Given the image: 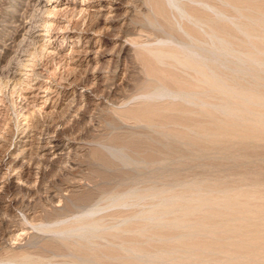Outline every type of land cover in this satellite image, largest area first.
I'll return each mask as SVG.
<instances>
[{"label": "rangeland", "instance_id": "rangeland-1", "mask_svg": "<svg viewBox=\"0 0 264 264\" xmlns=\"http://www.w3.org/2000/svg\"><path fill=\"white\" fill-rule=\"evenodd\" d=\"M157 1L0 0V264H264V0Z\"/></svg>", "mask_w": 264, "mask_h": 264}, {"label": "bare ground", "instance_id": "bare-ground-1", "mask_svg": "<svg viewBox=\"0 0 264 264\" xmlns=\"http://www.w3.org/2000/svg\"><path fill=\"white\" fill-rule=\"evenodd\" d=\"M152 1V0H151ZM159 1V0H158ZM157 1V2H158ZM169 2V1H168ZM151 3V2H150ZM179 3V2H178ZM231 3V2H230ZM156 4V3H155ZM161 4V3H160ZM153 6H154V4H153ZM158 6V5H157ZM159 6H161V5H159ZM192 6V5H191ZM152 7V6H151ZM156 7V6H155ZM154 7V8H155ZM161 7H163V6H161ZM165 7V6H164ZM193 7H195V6H193ZM160 8V7H159ZM167 8V7H166ZM192 8V7H191ZM193 10H194V8H192ZM38 10V9H37ZM36 10V11H37ZM167 10H169V9H167ZM191 10V9H190ZM162 11V10H161ZM38 12H40V11H38ZM158 12V11H157ZM193 12V11H192ZM163 13V12H162ZM166 13V12H165ZM188 13V12H187ZM191 13V12H190ZM198 14V13H197ZM167 15H168V13H167ZM217 15V14H216ZM220 15V14H219ZM166 16V15H165ZM170 16V15H169ZM180 16H182L181 14H180ZM190 16V15H189ZM192 16V15H191ZM197 16V15H196ZM195 16V17H196ZM199 16V15H198ZM201 16V15H200ZM163 17V16H162ZM198 18V17H197ZM158 19V18H157ZM162 19V18H161ZM165 19V18H164ZM159 20V19H158ZM230 20V19H229ZM170 21V20H169ZM182 21V20H181ZM222 21H224V20H222ZM193 22V21H192ZM159 23H161V22H159ZM168 23H171V22H168ZM185 23H186V21H185ZM197 23V22H196ZM215 24V23H214ZM196 25V24H195ZM219 25V24H218ZM181 26H182V24H181ZM189 26V25H188ZM222 26V25H221ZM183 28V27H182ZM211 28H213V27H211ZM218 28V27H217ZM194 30V29H193ZM197 31V30H196ZM189 32V31H188ZM198 32V31H197ZM212 32V31H211ZM32 33V32H31ZM196 33V32H195ZM200 33V32H199ZM229 33V32H228ZM197 34V33H196ZM211 34V33H210ZM193 36V35H192ZM197 36V35H196ZM183 37V36H182ZM213 37H214V35H213ZM218 38V37H217ZM199 39H200V36H199ZM213 39H215V37L213 38ZM185 40V39H184ZM187 40V39H186ZM216 40V39H215ZM214 40V41H215ZM186 42V41H185ZM188 42V41H187ZM215 42H213V44H214ZM185 44V43H184ZM196 44V43H195ZM189 45V44H188ZM197 47V46H196ZM159 48V47H158ZM179 49H180V51L178 52V53H183V51H185V47L184 46H179ZM167 50V49H166ZM159 51H160V49H159ZM164 51V50H163ZM177 50H175V52H176ZM200 50H197V49H195V50H189V52H187V55H186V58L188 57L189 59H192L193 61L192 62H194V60H196V62H197V60L199 59V57H200V63L202 64V63H204V62H201V53L199 52ZM207 51V50H206ZM155 52H157V49H156V51H153V53H155ZM165 52V51H164ZM170 52V51H169ZM160 54H161V52H159ZM159 54V55H160ZM183 55V54H182ZM211 55V54H210ZM154 56V55H153ZM183 57V56H182ZM179 58V57H178ZM178 58H177V60H178ZM184 58V57H183ZM183 58L181 59L182 61H185V60H187V59H185V60H183ZM211 59V58H210ZM212 59H214V58H212ZM180 60V61H181ZM212 61V60H211ZM173 62V61H172ZM186 62V61H185ZM207 62V61H206ZM210 62V61H209ZM213 62V61H212ZM156 63V62H155ZM178 64H180V66H181V64H182V66L183 65H185V63L184 62H180V63H178ZM188 64V63H187ZM206 65H203V69H204V74H207L206 73V71L208 72V67H209V63H205ZM210 64L212 65V63L210 62ZM213 64H215V63H213ZM152 65V64H151ZM189 65V64H188ZM177 66V65H176ZM181 66V67H182ZM187 66V65H186ZM213 66V65H212ZM215 66V65H214ZM213 66V67H214ZM193 67H194V65H193ZM198 67V66H197ZM200 67V66H199ZM154 68V67H153ZM157 68V67H156ZM214 70V69H213ZM213 70H212V74H209V76L210 77H212V79H215L214 78V73L215 72H213ZM202 71V70H201ZM157 72V71H156ZM194 72V71H193ZM154 73V72H153ZM198 73V72H197ZM200 74V73H199ZM204 76V75H203ZM196 77H198V75L196 74ZM200 78V77H199ZM200 80V79H199ZM197 86H195V88H196ZM214 87V86H213ZM221 87V86H220ZM219 87V88H220ZM198 88V87H197ZM194 89V88H193ZM193 91V90H192ZM196 91H198V90H194L191 94H189V96H187V97H185V99H186V102L188 101V102H191L192 103V100H194L195 98H196V96H198V93L196 92ZM227 92H231V93H233L234 92V90H233V87H232V89H231V91L230 90H228ZM177 96H178V94H176ZM175 95V96H176ZM186 96V95H185ZM243 99L244 98H246V97H242ZM243 102H245L244 100H243ZM190 103V104H191ZM247 106H249V104L247 105ZM183 108V107H182ZM187 108V107H186ZM188 109V108H187ZM186 109V110H187ZM245 110H247V111H249V108H245ZM192 113V112H191ZM193 114V113H192ZM210 120V119H209ZM197 121V120H196ZM169 122V121H168ZM151 124V123H150ZM157 124V123H156ZM163 127V126H162ZM215 127V126H214ZM155 128V127H154ZM156 129V128H155ZM195 129V128H194ZM209 129V128H208ZM214 129V128H213ZM159 130V129H158ZM161 130V129H160ZM210 131V130H209ZM151 133V132H150ZM149 133V134H150ZM152 134V133H151ZM155 134V133H154ZM164 135V134H163ZM162 135V136H163ZM159 137V136H158ZM177 139V138H176ZM163 140V139H162ZM151 141H152V139H151ZM156 141V140H155ZM163 142V141H162ZM169 142V141H168ZM160 143V142H159ZM149 144V143H148ZM172 146V145H171ZM156 147V146H155ZM167 147V146H166ZM174 147V146H173ZM162 149V148H161ZM161 151V150H160ZM165 151H167V150H165ZM162 152H164V151H162ZM159 153V152H158ZM166 154V153H165ZM160 160V159H159ZM150 212V211H149ZM151 215V214H150ZM90 216L88 215V216H85V218H84V221L81 223V224H79V225H77V227H75L76 229H78V230H81V231H83V230H85L87 227H90V225H92L91 224V222L89 221L90 219ZM94 225V224H93ZM79 251V250H78Z\"/></svg>", "mask_w": 264, "mask_h": 264}, {"label": "water", "instance_id": "water-1", "mask_svg": "<svg viewBox=\"0 0 264 264\" xmlns=\"http://www.w3.org/2000/svg\"><path fill=\"white\" fill-rule=\"evenodd\" d=\"M204 83L206 85H208L209 87L216 88V89L222 85L219 80L212 79V77H210L209 75H207L204 78ZM243 100L245 101L244 102L245 104L246 103L249 104V106H247V108H249V111H251L252 113H255L257 116H260L261 118L264 117V108L260 107L257 109V106H259L258 105V102H259L258 99H252V98L246 97ZM245 133H246V131H244V134Z\"/></svg>", "mask_w": 264, "mask_h": 264}]
</instances>
